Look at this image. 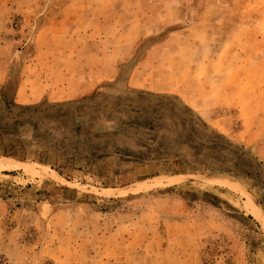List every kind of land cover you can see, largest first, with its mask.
Segmentation results:
<instances>
[{
	"label": "rangeland",
	"instance_id": "obj_1",
	"mask_svg": "<svg viewBox=\"0 0 264 264\" xmlns=\"http://www.w3.org/2000/svg\"><path fill=\"white\" fill-rule=\"evenodd\" d=\"M91 70L93 88L61 100ZM11 79L57 128L23 133L26 159L0 155V264H264L245 187L172 175L139 154L164 131L127 125L138 110L161 125L138 90L176 95L264 163V0H0V93Z\"/></svg>",
	"mask_w": 264,
	"mask_h": 264
},
{
	"label": "trees",
	"instance_id": "obj_2",
	"mask_svg": "<svg viewBox=\"0 0 264 264\" xmlns=\"http://www.w3.org/2000/svg\"><path fill=\"white\" fill-rule=\"evenodd\" d=\"M17 87L18 82L11 79L0 93V155H15L26 159L31 151L23 146L17 149L16 142L20 143V136L28 132L31 136L48 137L57 126L49 123L42 127L44 119L48 121L53 116L46 107L40 104L18 105L15 100ZM138 94L149 100L144 110L152 108L161 125H147L149 116L141 114L139 110L136 111L137 115L128 119L127 125L139 130L148 127L156 132L164 131L158 140L152 139L159 146L151 148L152 143H144L147 151L140 150V155L171 160L173 165L168 170L170 173H193L206 169L210 173H225L243 181L249 180L254 187L264 185V163L242 145L235 144L229 137L211 128L190 106L179 101L176 95L142 89L138 90ZM150 102L154 104L150 106ZM18 106L19 111L15 112L14 107ZM26 113V117H21ZM171 125L178 128L174 137L167 133ZM170 144L172 149L169 148ZM259 202L264 208V196L259 198ZM248 218L253 217L248 215Z\"/></svg>",
	"mask_w": 264,
	"mask_h": 264
},
{
	"label": "crops",
	"instance_id": "obj_3",
	"mask_svg": "<svg viewBox=\"0 0 264 264\" xmlns=\"http://www.w3.org/2000/svg\"><path fill=\"white\" fill-rule=\"evenodd\" d=\"M138 77L137 76H131L129 79H128V83L132 86H135V88H149L151 87V84H148L146 83L144 80H138L137 79ZM73 82L76 84L75 86H72L73 89H74V93H68L66 87L64 86H61V100L63 99H68V98H72V97H75V96H78L80 94H83L85 93L86 91L90 90L91 88H93V86L98 82V79L95 75H93V71L91 70L90 73H88L86 75L85 74H81V76L79 77H75V79L73 80ZM20 85V84H19ZM154 86H157V85H154ZM18 90H19V86L17 87V91H16V94L18 93ZM16 94H15V100H16ZM30 100H28L27 98H23L22 99V102H29ZM200 116V115H199ZM201 117V116H200ZM202 118V117H201ZM205 121V120H204ZM206 122V121H205ZM207 123V122H206ZM208 124V123H207ZM209 125V124H208ZM212 128V127H211ZM214 129V128H213ZM214 130H217V129H214ZM218 131V130H217ZM222 134H224L222 131H218ZM225 135V134H224ZM227 136V135H226ZM191 172H187V173H171L172 175H190ZM225 174V173H224ZM229 175V174H227ZM208 176H212V174H209L207 175ZM231 177H233L232 179H236L240 182H242L243 184H247L245 181L241 180V179H238L232 175H229ZM229 179V178H228ZM250 188V186H249ZM251 189V188H250ZM258 202H259V198H257ZM258 205H261L260 202ZM262 206V205H261Z\"/></svg>",
	"mask_w": 264,
	"mask_h": 264
},
{
	"label": "water",
	"instance_id": "obj_4",
	"mask_svg": "<svg viewBox=\"0 0 264 264\" xmlns=\"http://www.w3.org/2000/svg\"><path fill=\"white\" fill-rule=\"evenodd\" d=\"M232 181H235L236 183H239V184L243 185L245 187L246 191L253 197V199L255 200V202L257 204H259L257 198L254 196V194H253V192H252L251 189H249L245 184H243L242 182H240V181H238L236 179H232Z\"/></svg>",
	"mask_w": 264,
	"mask_h": 264
},
{
	"label": "bare ground",
	"instance_id": "obj_5",
	"mask_svg": "<svg viewBox=\"0 0 264 264\" xmlns=\"http://www.w3.org/2000/svg\"><path fill=\"white\" fill-rule=\"evenodd\" d=\"M1 164V163H0ZM3 164V163H2ZM21 164V163H20ZM15 165H18V164H9L8 165V168L9 166L12 168V167H15ZM1 166V165H0ZM21 167H24L25 169L29 170L30 169V166L29 164H22ZM1 169V168H0Z\"/></svg>",
	"mask_w": 264,
	"mask_h": 264
}]
</instances>
